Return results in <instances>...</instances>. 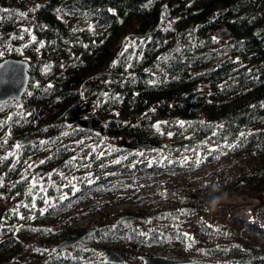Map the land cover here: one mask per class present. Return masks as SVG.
I'll use <instances>...</instances> for the list:
<instances>
[{
	"label": "trees",
	"instance_id": "16d2710c",
	"mask_svg": "<svg viewBox=\"0 0 264 264\" xmlns=\"http://www.w3.org/2000/svg\"><path fill=\"white\" fill-rule=\"evenodd\" d=\"M33 1L32 7H18L10 0H0V9L9 10L0 12L1 31L16 33V37L23 34L24 39L18 40L31 60L23 103L0 104V134L17 128L26 137L35 129L33 121L48 112V123L41 131L51 130L53 138L60 137V146L59 141H50L39 150L28 144L21 146L17 156L0 149V203L4 194H23L27 181L18 180L14 190L9 182L19 178L37 155L49 152L48 166L74 170L73 154L63 144L82 136L96 141L124 137L154 142L167 145V152L175 155L201 153L211 157L229 145L252 146L257 154L264 155V0ZM68 3H74L81 12L65 10ZM66 16L77 20L69 22ZM128 24L131 29L124 35L121 29ZM25 28L30 34L23 32ZM224 29L230 35L228 42L221 44L219 39L224 38L217 35ZM31 36L44 46L32 43ZM9 56L22 59L20 52ZM6 57L0 55V62ZM100 70L110 73L106 81L110 91L99 95L100 103L93 111L104 120V134L80 129L67 118L72 100L81 97L83 87L97 79L95 74ZM236 99L243 101L230 105ZM90 153L95 172H103L105 167L100 165L108 156ZM118 155L121 161L108 169H127L138 160V152L130 149L109 158ZM171 167L184 169L178 161ZM263 176L258 172L251 180L260 194L257 222L262 227ZM4 229H0V258L7 251L13 253L0 264H87L77 251L70 258L54 253L30 256L24 243ZM215 231L222 240L206 245L203 252L207 257L221 259L219 264H264L263 244L228 239L225 232ZM82 232L77 229L71 234ZM131 234L147 245L185 240L181 232L159 229L147 235L132 229ZM89 237L115 239L96 229Z\"/></svg>",
	"mask_w": 264,
	"mask_h": 264
},
{
	"label": "rangeland",
	"instance_id": "374dc122",
	"mask_svg": "<svg viewBox=\"0 0 264 264\" xmlns=\"http://www.w3.org/2000/svg\"><path fill=\"white\" fill-rule=\"evenodd\" d=\"M12 2L18 7L20 4L32 7L35 3L33 0H10L9 3ZM65 19L69 22L77 20L75 16H66ZM130 29V24L125 25L121 33L126 35ZM13 37H16V33L0 29L2 56L20 52L22 59L31 62L24 55L25 51L18 38L9 42ZM228 40L229 36L219 39V43L224 44ZM103 72L97 71L95 76ZM90 82L104 87L106 93L110 91L107 82L101 83L97 79ZM79 99L84 100V108L89 107L96 112L95 107L100 103L97 91L91 92L87 99H84L82 92L80 98L72 100L68 109ZM240 101L243 99L232 100L230 105ZM49 117L48 112H45L40 119H35V129L26 135L32 137L30 144L39 150L45 149L50 141H59L60 146V137L53 138L51 130L41 131ZM69 124L73 125L70 121ZM24 138L17 128L8 129L6 133L0 134V149H7L6 153L12 152L17 156L21 147L17 149L15 145ZM42 140L46 143L41 144ZM65 142L63 146H67V151L76 157L72 163L76 166L74 170L65 172L57 166H48L46 159L49 152L37 155L27 163L22 173L29 180L32 176L37 177L38 187L32 189V195L28 194L31 184L27 182L23 194H4L0 203V229L5 228V232H12L21 240L30 256L54 253L70 258L77 251L84 256L87 264H108L104 259L115 253L122 258V264H143L141 256L190 261L187 264H219L221 259L207 257L203 252L206 245L213 246L222 240L217 238L215 230L225 232L228 239H243L250 244L264 245V233L259 232L260 225L257 222L260 194L251 183L254 174L264 173V155L257 154L252 146L220 149L209 157L201 153L197 156L175 155L167 152V145H157L135 150L138 152V160L133 162L132 167L108 169L113 166V162L121 161L119 155L109 156L128 149L134 140L102 137L96 141L92 137L82 136ZM10 144L11 149L8 148ZM90 152L99 157L108 156L100 165V168L105 167L103 172L96 173L93 169V164L89 162ZM185 157H188L187 162ZM78 159L80 162H77ZM41 160L45 162L41 164ZM177 161L184 169L171 167ZM28 164L33 167L28 169ZM22 175L9 182L12 190ZM41 187L46 191H41ZM32 196L36 197L35 208L31 207ZM46 199L47 204L44 202ZM190 207L193 208L186 209ZM41 209H45L43 215L40 214ZM249 214L253 220H243ZM128 215L136 216L137 219L119 222L120 218ZM246 223L256 227L245 226ZM77 229L101 230L108 238L115 239L98 241L88 235L74 246L53 251L59 243L78 234H71ZM132 229H138L144 235L159 229L165 233H187V236L184 242H178L175 238L167 243L147 245L135 240L131 234ZM12 253H3L0 262H6Z\"/></svg>",
	"mask_w": 264,
	"mask_h": 264
},
{
	"label": "water",
	"instance_id": "95a60500",
	"mask_svg": "<svg viewBox=\"0 0 264 264\" xmlns=\"http://www.w3.org/2000/svg\"><path fill=\"white\" fill-rule=\"evenodd\" d=\"M67 11L81 12V9L76 6L74 3H68L65 8ZM230 35V32L226 29L218 33L219 38H226ZM2 45V43H0ZM0 104H5L8 102H15L18 105L23 103L24 96L28 91L30 83V68L31 63L24 59L15 58L12 56L4 58L0 62ZM110 77V73L103 72L97 76L98 82H106ZM97 91L99 95L105 93L104 87H98L93 82L87 83L83 88L84 99H87L90 96V93ZM83 117H86L83 119ZM68 120L75 125L76 127L95 132L98 134H104L106 128L104 126V120L89 107L84 108V100L79 99L75 102L67 111ZM32 137L26 136L22 139L19 144L27 145L31 142ZM157 144L154 142L146 141H134L131 145L128 146L130 150L138 149H148L153 148ZM38 173L37 176L41 175ZM189 210L190 208H186ZM136 216H124L119 219V222H128L136 220ZM93 231H85L79 234L72 236L69 239H66L64 242L59 243L53 248L54 252L61 251L66 247L74 246L83 240L86 236L92 234ZM141 259L144 261L143 264H187L190 261L187 260H167L161 256H141ZM104 261L108 264H122L123 260L118 254H111L107 256Z\"/></svg>",
	"mask_w": 264,
	"mask_h": 264
},
{
	"label": "snow or ice",
	"instance_id": "6c2138e0",
	"mask_svg": "<svg viewBox=\"0 0 264 264\" xmlns=\"http://www.w3.org/2000/svg\"><path fill=\"white\" fill-rule=\"evenodd\" d=\"M8 11H9L8 9H0V12H8ZM19 15L23 16V15H25V14H24V13H19ZM23 32H24V33H29V34H30V29L25 28V29H23ZM16 38H19V39L22 40V39H24V36H23V34H21L19 37H13V39H16ZM126 39H127V38H126ZM213 39L215 40V39H217V38H216V37H213ZM31 42H32V43H37V42H38L35 36H31ZM38 43L40 44L41 47L44 46L42 41H39ZM24 46L27 47L28 45L25 44ZM125 51H127V47L125 48ZM123 54H124V53L122 52L121 55H123ZM0 55H3V53L0 52ZM113 63L115 64L116 62L114 61ZM0 67H2V66H0ZM129 67H131V65H129ZM48 87H52V85L50 84ZM9 119H11V117H9ZM164 123H167V122H164ZM180 123H181V125L183 124V122H180ZM157 127H158V125H157ZM168 135L171 136L172 133H168ZM213 135H216V133L213 132ZM240 136H241V137H244V136H245V133H244V132H241V133H240ZM5 143H7L6 140H5ZM40 143H41V144H44V143H46V141H43V140H42V141H40ZM235 146H236V145H229L230 148H231V147H235ZM15 147H16L17 149H19V148L21 147V145H20V144H17V145H15ZM214 150H215V149H210L209 151H214ZM8 155H9V156H12V155H14V153L9 152ZM3 159L7 160V159H8V156H5ZM75 159H76V157H72V160H75ZM184 159H185V162L188 161V157H185ZM44 162H45L44 160H41V161H40L41 164H43ZM117 162H118V161H117ZM169 162H171V161H169ZM199 162H200V161L198 160L197 163H199ZM25 163H27V161H25ZM69 163H71V161H69ZM13 167H14V165H13ZM32 167H33L32 164H28V169H31ZM21 180H22V181H27V182H29V183L31 184V187H30V189H29L28 194H29V195H32V189H35V188L38 187V184H37V177H36V176H32L31 179L29 180V177H28V176H24V175H22ZM0 186H3L2 180H0ZM13 186H14V185H13ZM73 187H74V185H73ZM40 190H41V191H46V190L43 189L42 187H41ZM35 199H36V197H35V196H32V200H33V203L31 204V207H32V208H35V207H36ZM44 202H45V204H47V203H48V200L46 199ZM18 207H19V206H18ZM24 207H28V206H27V205H24ZM13 211H16V210L14 209ZM44 211H45V209H41V210H40V214L43 215V214H44ZM21 218H23V217H21ZM185 235L187 236V233H185Z\"/></svg>",
	"mask_w": 264,
	"mask_h": 264
},
{
	"label": "built area",
	"instance_id": "2783aa9c",
	"mask_svg": "<svg viewBox=\"0 0 264 264\" xmlns=\"http://www.w3.org/2000/svg\"><path fill=\"white\" fill-rule=\"evenodd\" d=\"M243 220H253L252 216L249 214L247 217H245Z\"/></svg>",
	"mask_w": 264,
	"mask_h": 264
},
{
	"label": "flooded vegetation",
	"instance_id": "af4514ba",
	"mask_svg": "<svg viewBox=\"0 0 264 264\" xmlns=\"http://www.w3.org/2000/svg\"><path fill=\"white\" fill-rule=\"evenodd\" d=\"M30 143H31V142H30ZM30 143H29V144H30ZM27 145H28V144H27ZM21 146H25V145H21ZM191 208H193V207H190V209H191Z\"/></svg>",
	"mask_w": 264,
	"mask_h": 264
},
{
	"label": "bare ground",
	"instance_id": "6f19581e",
	"mask_svg": "<svg viewBox=\"0 0 264 264\" xmlns=\"http://www.w3.org/2000/svg\"><path fill=\"white\" fill-rule=\"evenodd\" d=\"M93 110V109H92ZM249 224H251V223H249ZM252 226H255L254 224H251ZM256 227V226H255Z\"/></svg>",
	"mask_w": 264,
	"mask_h": 264
}]
</instances>
